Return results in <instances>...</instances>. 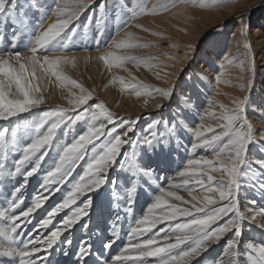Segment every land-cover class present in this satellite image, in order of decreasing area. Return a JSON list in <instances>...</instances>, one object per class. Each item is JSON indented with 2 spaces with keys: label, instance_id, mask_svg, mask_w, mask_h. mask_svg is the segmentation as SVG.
<instances>
[{
  "label": "snow or ice",
  "instance_id": "snow-or-ice-1",
  "mask_svg": "<svg viewBox=\"0 0 264 264\" xmlns=\"http://www.w3.org/2000/svg\"><path fill=\"white\" fill-rule=\"evenodd\" d=\"M174 6L160 0L158 10L146 12L139 0H54L50 14L56 19L47 23L34 14L43 8L40 0H0V121H12L11 126L0 128V189L8 191L5 203L0 205V258L7 260L0 259V264H224L222 257L225 256L229 258L228 264H264V242L242 239L245 230L251 231L253 225L264 231V219H258L264 217V206L256 211L257 199L253 198L264 200V134L257 132L249 120L251 111L264 121V101L259 106H250V96H245L233 99L231 109L220 104L223 109L218 118L220 131L212 126L205 128L201 123L194 130L196 142L191 144L193 153L203 147L212 151V158L189 159L179 172L182 178L179 183H170L165 174L174 163L176 150L183 146L181 133L185 129L193 131L187 122L188 115L197 108L192 97H182L169 119L154 118L148 128L155 125L158 132L144 137L138 135L140 118H117L102 102L89 105L82 112L76 111L93 99V92L67 74V69L75 68L78 62L76 55L67 54L69 42L79 27L73 26L74 22L91 9L85 18V33L89 25L98 35L108 27L119 33L141 15L160 14ZM198 6L211 7L208 0ZM242 19L241 34L247 36ZM138 40L133 33H126L124 39L112 40L110 50L101 52L96 59L109 72L129 62L137 67L142 64L149 70L160 67L148 62L154 57L121 54L150 47ZM200 43L212 51L219 40L208 33ZM245 47L248 67H243L245 61L240 63L248 79L239 87L241 91H250L256 84L257 66L251 45ZM193 51V46L187 45L185 58ZM156 75L159 78V73ZM202 75H197L193 66L185 72L194 81H199ZM53 78L59 88L68 86L79 90L78 95L69 93L75 115L63 108L33 111L46 103L45 92ZM215 81L217 85L227 83L219 75ZM111 83H119L122 92L129 91L138 98L171 100L177 91L174 83L166 89L153 88L135 76L128 81L114 76ZM156 107L163 108V105ZM22 113L32 114L25 118L23 125L13 119ZM81 120L86 122V130L62 142ZM21 128L29 137L27 143L21 144L18 140ZM62 128L64 132L60 133ZM58 133L60 139H57ZM250 146L260 155H255ZM86 156L89 157L87 167L72 183L71 190L33 225L35 235L25 237L26 225L35 218L33 214L72 179ZM110 171L122 173L123 178L110 176ZM33 177L38 181V190L30 203L17 212L23 203V197L17 194ZM118 183L125 210L131 213L137 201L143 199L146 213L135 219L127 246L109 261L104 254L115 240L102 239L95 250L91 240L93 235L102 232L99 224L104 221L106 210L114 207L111 189ZM181 189L191 198L179 195L176 190ZM194 192L198 195H193ZM249 192L253 197H249ZM82 197V203L78 204ZM94 201L97 226L89 230L90 219L85 218L92 217L90 209ZM242 203L251 216L241 211ZM66 209H72L71 214L53 225L55 218ZM245 221L249 223L246 225ZM161 224L165 227L153 231ZM50 225H53L51 229ZM77 225V231L83 235L74 244L72 230ZM40 229L46 234L41 235ZM217 246L221 252L213 257Z\"/></svg>",
  "mask_w": 264,
  "mask_h": 264
},
{
  "label": "rangeland",
  "instance_id": "rangeland-1",
  "mask_svg": "<svg viewBox=\"0 0 264 264\" xmlns=\"http://www.w3.org/2000/svg\"><path fill=\"white\" fill-rule=\"evenodd\" d=\"M140 5L146 12L153 11L154 8L158 10L160 0H139ZM169 5H175L170 7V10L163 11L160 14L141 15L138 19L131 21V26L119 31L117 33L113 27L106 28L102 34L97 33V30L89 25L88 31L85 33L83 27L85 24V18L89 15L91 9L86 10L78 21L74 22V25H79L76 30V34L69 42V48L67 54L76 55L78 57L77 66L75 68L69 67L67 74L81 83L84 88L93 92V99L88 101V104L76 111H84L89 108V105L102 102L111 113L120 119L128 120L140 118L137 124L138 135L144 137L151 134H156L158 128L154 125L151 129L148 128L149 123L155 119H169L170 116L175 113L177 105L181 102L182 97L190 96L197 108L195 111L188 115V127L193 131H187L185 129L182 133V147L178 148L175 152V160L169 171L165 174L167 180L170 183H179L182 179L179 176V172L182 171L189 159H198L201 156L212 158L213 153L210 149L203 147L197 148L195 153L191 151V144L196 140L194 136V130L199 128L203 123L205 128L212 126L219 132L220 128L218 124L220 121L218 118L223 114V109L220 104L231 109L234 107L232 100L235 98H243L250 96L249 105L259 106L261 101H264V0H208L211 7L198 6L204 3V0H164ZM43 8L39 13L42 19H46L47 23L55 22V16L50 14V10L54 6V0H40ZM263 16V17H262ZM241 18L243 26L247 29V36L243 37V45L238 50L233 47L231 38L232 32L237 29L241 32ZM259 20H262L261 25ZM93 24H95V17H93ZM140 25L142 27H136ZM255 28L259 30V33L255 35ZM147 29V31H144ZM126 33H133L138 37L140 44H147L150 47L136 48L128 50L126 53L134 57H154L148 62L154 65H160V67H154L151 70L141 66L137 67L136 64L129 62L126 63L123 68H113L114 71H120L118 76L125 79V81L131 80L133 76L137 80L141 81L145 85H149L153 88L166 89L170 84L177 85V91L171 100L161 99L157 97L152 99L150 97H136L133 94H129V91H121L120 86L112 84L111 81L114 76L108 75L110 72L104 66L102 61L96 59L97 56L103 51L110 50V44L112 40H121L125 38ZM155 33L156 35H153ZM208 33L215 35L218 40V46L209 51L207 45H202L200 41ZM250 38L254 39L253 46L262 42L260 50L255 55L257 66L256 84L250 89V91H241L239 85L245 83L248 79L247 71H241V61H245L243 67H248L247 63V49L246 44H250ZM222 42V43H221ZM187 45H192L194 51L189 54L187 59L185 58V52L187 51ZM233 46V47H232ZM252 52V50H251ZM253 53V52H252ZM254 54V53H253ZM262 56L260 60L258 57ZM91 57V59H88ZM207 57V59H206ZM194 61V64L192 63ZM231 61V63H229ZM260 64H263L260 66ZM190 66H193L196 70V74L203 73L199 81H194L185 76V72ZM127 69L125 71L124 69ZM183 69L184 71H179ZM111 70V72H112ZM159 73V78H157ZM131 74V75H130ZM219 75L221 81L227 83L216 84L215 76ZM53 84L57 87L58 82L52 79ZM60 93L57 94V98L53 99V87L51 84L48 86L45 92L46 103L41 106L40 109H34L33 111H43L55 108H63L68 110V114L75 115L76 112L72 111L73 105L69 103L73 97L70 92L79 94V90L70 88L68 86L64 88L57 87ZM107 91H110L106 97ZM126 98L127 101H132L133 104L130 110L120 109L121 97ZM147 100V105L145 101ZM136 101H138L136 103ZM136 103V104H135ZM163 105V108H157L156 105ZM29 114V115H26ZM214 114V115H213ZM24 115V116H23ZM31 113H22L20 123L23 125L25 118L31 117ZM20 117L13 118L17 120ZM203 117V119H201ZM20 120V119H18ZM249 120L253 124V127L257 132L264 134V121L253 116L249 111ZM12 121H0V128L5 125L11 126ZM87 124L85 121H78L73 126V131L68 133L65 140L67 142L71 140L72 135H78L85 131ZM109 128L111 125L108 126ZM64 129L60 130L63 133ZM60 133H58L57 139H60ZM205 135L210 136L211 133L205 132ZM28 135L24 129L21 128L18 132V140L21 144L28 142ZM104 138L101 137V140ZM55 143V142H54ZM97 145L100 141L96 142ZM92 148L93 146H89ZM250 149L259 156V152H255V149L250 146ZM52 153L50 152V155ZM91 152L89 153V156ZM88 156L85 160L81 161L76 167L73 173L72 179L68 183L61 187L60 192L56 193L49 199L43 208L39 209L33 214L35 217L31 223L26 225L24 236L35 235L33 225H36L38 220L45 217L46 210L52 205L58 203L63 199L67 192L71 190L72 183L78 179L87 167ZM47 165V160L42 164V171ZM110 176L122 177L120 172H109ZM219 179V176H217ZM38 185L36 177L30 178L28 185L21 190L18 196L23 197V203L16 209L18 212L20 209L28 205L35 195ZM111 191L114 194V207L110 209L109 216L105 219L99 227L102 232L99 235H93L91 243L94 246V250L100 247V241L102 239H114L115 243L112 248L105 252V259L111 261L116 255H118L127 246V237L130 234V230L135 226V219L139 218L142 214L146 213V206L144 200H138L133 206L131 213L127 212L124 207V197L121 194V185L118 183L114 185ZM178 191L179 195L190 199L187 192L181 190ZM8 195L7 189H0V205L5 203V197ZM198 195V193H193ZM249 197H253L251 192L248 193ZM257 199L255 206L256 210H260L264 206V200L259 197H253ZM10 203V201H9ZM179 203V202H176ZM80 204V201H78ZM73 207H76L75 205ZM95 207V201L93 206ZM72 209H66L61 212L53 221V225H56L62 217L71 214ZM241 211L246 216H251V212H247L241 204ZM190 219V218H189ZM227 219V218H225ZM264 219V217H262ZM220 221L219 223H223ZM249 222L245 221L247 225ZM49 226V229L53 227ZM110 225V226H109ZM95 226H91L92 228ZM165 225H157L153 231L160 228H164ZM90 229V230H91ZM74 230V229H73ZM72 230V231H73ZM41 235L46 234L45 230H39ZM74 244L82 237L81 231H73ZM68 235V233H65ZM150 235V234H149ZM231 235V234H229ZM228 237H225L227 239ZM63 239V237H62ZM243 241H255L264 242V231L252 226L251 231L245 230L243 234ZM135 242V241H134ZM223 244V241L221 242ZM216 257L221 252V247L217 246ZM226 257V256H225ZM227 258V257H226ZM3 260V258H0ZM5 261L7 260L4 259Z\"/></svg>",
  "mask_w": 264,
  "mask_h": 264
},
{
  "label": "bare ground",
  "instance_id": "bare-ground-1",
  "mask_svg": "<svg viewBox=\"0 0 264 264\" xmlns=\"http://www.w3.org/2000/svg\"><path fill=\"white\" fill-rule=\"evenodd\" d=\"M264 16V15H263ZM262 16V17H263ZM262 20H259V24L261 25V22ZM255 35L256 34H258L259 33V30L257 29V28H255ZM231 38H232V42H233V48L235 49V50H238L239 48H241V46L243 45V37L241 36V32H239L237 29H235L233 32H232V34H231ZM254 42V39H252V38H250V45H251V50H252V52L254 53V55H257V52L260 50V45H261V43L262 42H260V43H258L256 46H253V43ZM222 43V42H221ZM220 45V44H219ZM206 59H207V57H206ZM258 59H260V60H262L263 59V57L262 56H260V57H258ZM263 64H260V66H262ZM120 73H122V72H120V71H114V70H112V72H110L108 75H110V77L111 76H118ZM116 85L117 86H120L119 85V83H116ZM51 86L53 87V89L52 90H55L54 92H53V99H56L57 98V94L58 93H60V90H58V88L55 86V84H53V82L51 83ZM109 93H110V91H107V94H105V96L107 97L108 95H109ZM120 102H121V104H120V109H126V110H130V107L133 105L131 102L132 101H127L126 102V98L125 97H121V99H120ZM138 101H136V103H137ZM135 103V104H136ZM26 115H29V114H26ZM24 116V115H23ZM18 119H20L19 121H21V119H22V117H20V118H18ZM17 119V120H18ZM194 142H196V140H194ZM193 142V143H194ZM111 172V171H110ZM83 197L81 198V200H80V203H82V201H83ZM90 211L93 213V215H92V217L91 218H88V217H86L85 219H90V225L91 226H97V221H96V216H95V207L94 208H92V209H90ZM246 211H247V209H246ZM256 211H259V210H256ZM109 212H110V210H106V212H105V217H104V220L105 219H107L108 218V216H109ZM247 212H249V211H247ZM258 219H262V217H258ZM102 223H100V225H101ZM110 226V225H109ZM94 228V227H93ZM77 229H79V225H77L76 226V228H74V230L73 231H76ZM90 230V229H89ZM77 232H79V231H77ZM76 233V232H75ZM81 234H83V232L81 231ZM134 242V241H133ZM217 251H218V249L216 248V251L215 252H213V254L212 255H215V254H217ZM4 259H6V258H3V260ZM222 259H223V261H224V264H228V260H229V258L227 257H222Z\"/></svg>",
  "mask_w": 264,
  "mask_h": 264
}]
</instances>
